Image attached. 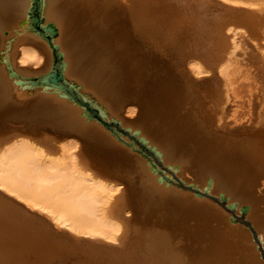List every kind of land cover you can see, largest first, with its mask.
<instances>
[{
	"label": "bare ground",
	"instance_id": "6f19581e",
	"mask_svg": "<svg viewBox=\"0 0 264 264\" xmlns=\"http://www.w3.org/2000/svg\"><path fill=\"white\" fill-rule=\"evenodd\" d=\"M32 4L0 0V264H226L241 252L236 264H261L244 231H222L213 206L157 185L171 182L73 97L92 98L154 148L163 175L185 184L190 171L231 222L245 207L264 248L254 194L264 177V0H41L38 26ZM159 40L175 62L147 72L165 60L151 49ZM59 53L65 92L40 82Z\"/></svg>",
	"mask_w": 264,
	"mask_h": 264
},
{
	"label": "water",
	"instance_id": "95a60500",
	"mask_svg": "<svg viewBox=\"0 0 264 264\" xmlns=\"http://www.w3.org/2000/svg\"><path fill=\"white\" fill-rule=\"evenodd\" d=\"M40 1L41 0H33V4H32V12L35 14L34 18H32V21L34 22L36 26L39 25L40 21H42L40 17V7H39ZM45 27L48 31L47 40L51 43L52 37L56 35L55 26L53 23L48 22L45 24ZM51 45L53 49H57V45L55 44H51ZM55 56L56 58H55L54 65L48 72L40 76V82L47 84V86L51 85L53 88L61 89L63 92H65L63 87L66 85L69 86V83L65 81V79L63 78L62 72H61V67H62L61 53ZM73 100L75 103H77L82 108L83 116L87 120H94L98 122L119 143L128 147L130 150H133L139 153L142 157H144L148 161V163L151 165L152 168L159 167L160 170L158 171V173L163 177V179L166 182H171L177 185L179 188H182L184 190H190L194 192L195 194H197V196H207V197L212 198L216 202H220V200H218L216 197H213L207 194V192H205L206 190L203 192V191L198 190L196 187H193L190 184L185 185L182 181L175 178L174 174L168 170L167 171L170 173V176L163 175L162 172L163 170H165V167L161 164L156 150L154 148H148L145 145H143L140 142V140H138L135 137L134 134H129L128 129H124L116 121L108 120V119H105L103 116H101L100 112L102 109L92 98L89 100H85V99H81L80 97L76 96V97H73ZM223 201L224 199L221 198L220 204ZM245 209H246L245 207H242L240 209V212H241L240 216L235 215V214H233V216L251 229L248 222L243 220L242 218L245 213ZM232 221H234L233 218H232ZM254 240L258 243V248L260 250L262 258L264 259V248H262L260 241H258L256 237H254Z\"/></svg>",
	"mask_w": 264,
	"mask_h": 264
},
{
	"label": "rangeland",
	"instance_id": "374dc122",
	"mask_svg": "<svg viewBox=\"0 0 264 264\" xmlns=\"http://www.w3.org/2000/svg\"><path fill=\"white\" fill-rule=\"evenodd\" d=\"M208 1H211V0H208ZM239 5H240V4H239ZM241 5H243V6H250V5H247V3H246V4L242 3ZM252 6H253V5H252ZM252 6H250V7H252ZM222 31H224V33L228 34V33H231L233 30H229V29H225V28H224V29H222ZM234 32H235V31H234ZM244 32H246V31H244ZM6 35H7V34H6ZM244 35H246V34H244ZM242 36H243V35H242ZM251 41H252V44H253V43H256V40H254V39H252ZM151 45L153 46V48H151L152 51L157 50L158 52L161 53V57H165V58L172 59L173 61H175L174 58H175V56H176V51L173 52V50L166 49L165 46H168L166 42H164V41H160V40H159V41H154L153 44H151ZM179 52H180V51H179ZM258 53H261L260 49H258L257 54H258ZM40 72H41V71H40ZM183 72H185L184 68H183ZM16 88H17V91H19V92L22 91L18 86H16ZM31 91H32V92H33V91H36V88H34V89H30V90H25V91L23 92V94H24L23 96H25L26 99H29V97H31V96L33 95V94L31 93ZM34 93H35V92H34ZM60 98H61V97H60ZM66 103H68V104H72L73 106L79 108V107H78L76 104H74L72 101H70V102H66ZM193 106H194L193 103L185 104V105L182 106V108H181L180 111L183 112V113L190 112V111H192ZM136 107H137V109H140V111H141V106H140V105H136ZM79 109H80V108H79ZM123 116H125V118H129V117L126 116V115H123ZM81 117H82V116H81ZM195 117H196V118H201V117H202V114L199 113V114H197ZM82 119H83V117H82ZM209 130H210L211 132H214V131H215V132L218 133V131L215 130V129L213 128V126H211V125L209 126ZM228 131H229V130H228ZM240 131H241V130H240ZM106 132H108V131L106 130ZM215 132H214V133H215ZM224 133H226V132L224 131ZM249 133H251V132L245 131V132H244V135H247V134H249ZM108 135H109L110 138H112V139L114 140V137H113V136H111L110 134H108ZM124 137H125V136H124ZM228 137H229V139H232L231 136H228ZM118 144H120V143L118 142ZM132 152H135V151L132 150ZM257 153H258V151H257ZM260 153H264V150H260ZM138 154H139V153H138ZM249 158H252V156H250ZM140 159L143 160V161H145V162H147V160H146L144 157H142L141 155H140ZM147 166H148V165H147ZM148 167H149V166H148ZM149 173H150L153 177H155V178L158 176V174L153 173L152 171H149ZM187 174H188L187 177H188L189 179H190V177H191V179H190L189 181H186L185 184H190V183L192 182V180H193V177H192L193 174H192L190 171H188ZM168 175H169V174H168ZM182 175L185 176L186 174L182 173ZM155 181H156L157 185L161 186V187L164 188V189H166V188H173V189L177 190V191L180 192V193H183V194L188 195L189 197H191L192 199H194V200H196V201H200V202L207 203V204L213 206L215 209H217V210L223 215L224 220H225V223H224V224H223V223H221V224H216V226H217L218 228H221V227H222V231H230V230H232V229H234V228H235V229H240V230L244 231V232L249 236V241H250V244L253 246V251L255 252V254H256V256H257V260H258L261 264H264V260L261 258V256H260V252H259V250H258V248H257V243L254 242V240H253V238H252L251 231L248 229L247 226H245L244 224L240 223L239 221L231 222V221L229 220V218H230V216L232 215V213H231L229 210L225 209L221 204H219L218 202L214 201V200L211 199L210 197L197 196L194 192H192V191H190V190H184V189H182V188H179L178 186H176V185H174V184H172V183L165 184V182H158L157 180H155ZM194 185H197V181H194ZM204 185H205V184H204ZM204 185H201V187H199V188L202 189ZM220 192H221V191H216V190H215V191H212L210 194H212V195H214V196H217ZM254 194H255V195H258V196H263L262 200L258 203V207L261 208V213L264 214V177H263V178H260V179L258 180V183H257V185H256L255 188H254ZM235 201L238 202V204H237V208H238L239 206H242V205H250V202H248V201H239V200H236V199H229L227 203H232V202H235ZM234 212H235L236 214H239V211H237V210H235ZM244 218H245L248 222L251 223L250 219L248 218V213L245 214V217H244ZM252 227H253V226H252ZM132 230H134L135 232H137V230H138V226H137L136 224H133V225H132ZM254 230H255V229H254ZM263 247H264V245H263ZM241 254H244V253L241 252ZM241 254H239V253L237 254V253H236L235 257L241 256ZM235 257H234V259H235ZM234 259L228 261L226 264H236V261H235Z\"/></svg>",
	"mask_w": 264,
	"mask_h": 264
},
{
	"label": "flooded vegetation",
	"instance_id": "af4514ba",
	"mask_svg": "<svg viewBox=\"0 0 264 264\" xmlns=\"http://www.w3.org/2000/svg\"><path fill=\"white\" fill-rule=\"evenodd\" d=\"M205 1H208V0H205ZM165 48L169 49L168 46H165ZM162 58L165 59L163 60V62L161 61L155 62V60H153V62H150L146 68V71L147 72H169V70H171V66L169 65V63H171L173 60L165 58V57H162Z\"/></svg>",
	"mask_w": 264,
	"mask_h": 264
},
{
	"label": "snow or ice",
	"instance_id": "6c2138e0",
	"mask_svg": "<svg viewBox=\"0 0 264 264\" xmlns=\"http://www.w3.org/2000/svg\"><path fill=\"white\" fill-rule=\"evenodd\" d=\"M113 243H115V241H113Z\"/></svg>",
	"mask_w": 264,
	"mask_h": 264
}]
</instances>
